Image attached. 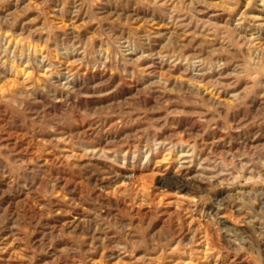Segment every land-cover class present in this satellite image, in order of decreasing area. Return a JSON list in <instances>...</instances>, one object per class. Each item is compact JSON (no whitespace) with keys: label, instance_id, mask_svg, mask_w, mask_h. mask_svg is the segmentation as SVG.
Segmentation results:
<instances>
[{"label":"rangeland","instance_id":"obj_1","mask_svg":"<svg viewBox=\"0 0 264 264\" xmlns=\"http://www.w3.org/2000/svg\"><path fill=\"white\" fill-rule=\"evenodd\" d=\"M0 264H264V0H0Z\"/></svg>","mask_w":264,"mask_h":264},{"label":"bare ground","instance_id":"obj_2","mask_svg":"<svg viewBox=\"0 0 264 264\" xmlns=\"http://www.w3.org/2000/svg\"><path fill=\"white\" fill-rule=\"evenodd\" d=\"M66 72V71H65ZM67 86V85H66Z\"/></svg>","mask_w":264,"mask_h":264}]
</instances>
